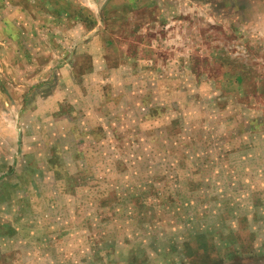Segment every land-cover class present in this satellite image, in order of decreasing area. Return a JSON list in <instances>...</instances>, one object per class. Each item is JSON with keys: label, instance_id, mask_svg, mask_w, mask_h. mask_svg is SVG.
Masks as SVG:
<instances>
[{"label": "rangeland", "instance_id": "1", "mask_svg": "<svg viewBox=\"0 0 264 264\" xmlns=\"http://www.w3.org/2000/svg\"><path fill=\"white\" fill-rule=\"evenodd\" d=\"M234 242L264 264V0H0V264Z\"/></svg>", "mask_w": 264, "mask_h": 264}, {"label": "crops", "instance_id": "2", "mask_svg": "<svg viewBox=\"0 0 264 264\" xmlns=\"http://www.w3.org/2000/svg\"><path fill=\"white\" fill-rule=\"evenodd\" d=\"M231 239L235 241V238H231ZM202 244H203L202 246H204L203 240H202ZM235 245H236V242H234V244L231 247H225V248L223 247L224 254L221 253L216 259L212 258V259H206L204 261V257H200L201 264H253V263L256 264L258 260L262 259V257L258 255L248 258V259L247 258L240 259V256H241L240 246L239 245L235 246ZM205 247H207V245ZM202 254H203L202 256H204V252H202Z\"/></svg>", "mask_w": 264, "mask_h": 264}]
</instances>
